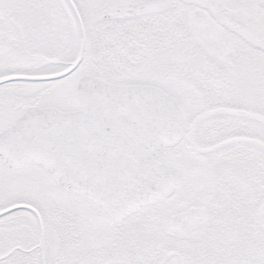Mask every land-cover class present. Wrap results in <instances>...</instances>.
Listing matches in <instances>:
<instances>
[{"label":"flooded vegetation","instance_id":"1","mask_svg":"<svg viewBox=\"0 0 264 264\" xmlns=\"http://www.w3.org/2000/svg\"><path fill=\"white\" fill-rule=\"evenodd\" d=\"M148 5L153 9L135 15ZM72 6L83 23L86 43L82 62L70 75L84 67L85 56L92 47L88 23H120L123 40L137 44L146 37L154 54L158 53L160 46L168 53L169 50L173 52L177 40L185 55L183 70L186 77L181 82L182 91L178 92V96L185 102L197 103L199 107V115L194 116L195 120L184 136L188 139L187 145L195 152L208 150V154L229 144H264L247 134L205 146L210 138L196 135L201 118L220 115L237 116L264 125V0H0V78L48 75L59 72L63 66V69L70 67L78 57L80 47L77 18ZM177 18L182 20L177 21ZM75 54L77 56L74 57ZM171 62L161 63L169 66ZM50 82L17 79L0 84V101L10 99L15 104V100H23L26 105L21 114L26 107L37 105L26 98L42 93L44 84ZM12 95L16 96L15 99ZM19 103L17 101L16 105ZM11 112L0 109V117ZM202 135H206L205 132ZM170 168L174 188L164 202L170 212L166 220L167 228L171 217L189 208H199L198 221L195 225L189 222L188 226L194 235L198 229H203L202 237L175 241L201 242L212 226L210 232H216L214 238L209 237L205 241L215 248L216 255L207 259L206 253L211 250L199 249L196 257L187 256L191 258L188 261L184 259L185 250L181 253L174 249L169 258H178L179 264H264L262 255L253 254L251 240L235 238L237 233L234 230L243 225L250 211L249 206H252L246 201L247 207L244 208L242 202L251 199V194L239 191L238 187L234 191L224 190L222 181L212 186L203 164L194 158L174 160ZM5 171L0 168V177L8 181H12L11 177L20 178L14 173L36 180L40 172L48 178L42 169L33 165L25 170ZM148 212L138 216L137 224L138 221L153 219L158 222L162 217L161 211ZM104 221L106 225L102 222L99 227L100 237L108 236L112 231L111 224L106 219ZM184 224L173 222L172 228L179 229ZM10 250L17 251V248L11 246L0 255V264L12 262ZM224 250L227 253L224 254ZM22 256L24 264H35L30 254ZM45 260L48 264L47 256Z\"/></svg>","mask_w":264,"mask_h":264},{"label":"rangeland","instance_id":"2","mask_svg":"<svg viewBox=\"0 0 264 264\" xmlns=\"http://www.w3.org/2000/svg\"><path fill=\"white\" fill-rule=\"evenodd\" d=\"M179 20L182 18H177V21ZM87 25L92 33V47L85 56L84 67L68 77L44 84L46 86L43 87L42 93H35L26 99L35 101L40 107L54 106L64 111L72 110L74 84L76 79L84 74L102 77L113 83L151 84L180 100L188 133L192 121L195 120L194 116L199 115V107L197 103L185 102L178 96V92L182 91L181 82L186 78L183 70L185 55L181 43L175 41V50H169L171 54L161 46L158 53L154 54L148 47L150 44L145 32V38L141 39L142 44H135L131 43V40H123L120 23L101 22ZM162 61L172 62L168 66L162 65ZM14 97L16 96L12 95V98ZM17 101L21 103L16 105ZM12 102L10 99L0 101V109L12 111L9 115L0 117V129L8 125L26 105L22 103L23 100H15V104ZM245 131L248 132L242 133ZM204 132L206 135H202ZM247 134L264 143V125L237 116L201 118L196 129L197 136L210 138L205 146ZM187 143L188 139L184 138L179 145L167 150L168 165H173L174 160L187 161L194 158L203 164L210 175L212 186L222 181L224 190L234 191L238 187L239 191L251 194V199L244 200L242 207L246 208L248 201L252 209L249 206L250 211L245 217L247 219L234 230L237 233L235 238L251 240L254 244L251 247L253 254L262 255L260 257L264 259V230L257 219L258 209L264 201V149L239 143L229 144L214 153L205 154L195 152ZM0 168L5 171L1 164ZM14 174L20 178L11 177L12 181H8L0 177V211L15 204H27L40 212L44 223L48 264H179L178 258H168V254L174 249L180 250L181 253L185 250L184 259L188 261L191 258L187 256L196 257L199 249L211 250L206 253L207 259H213L212 256L216 255L215 248H211V244H206L205 241L209 237L214 238L216 232H210L212 226L207 229L201 242H179L165 236L166 220L170 214L167 203L144 207L137 214L111 225L110 235L100 237L99 227L105 221L91 202L69 196L56 187L44 173L38 172L36 180ZM23 175L29 176L28 173ZM239 200L240 198L236 201ZM146 211H161L162 217H159L158 222L153 219L154 221H138L137 224L138 216ZM37 241V225L29 212L17 210L0 217V255L5 254L11 246L17 248V251L10 250V254H13L10 264L26 263L22 254H30L37 264ZM223 253L227 251L224 250Z\"/></svg>","mask_w":264,"mask_h":264},{"label":"water","instance_id":"3","mask_svg":"<svg viewBox=\"0 0 264 264\" xmlns=\"http://www.w3.org/2000/svg\"><path fill=\"white\" fill-rule=\"evenodd\" d=\"M153 6L135 12L150 11ZM77 16V12L75 11ZM78 18V16H77ZM68 70L46 77L56 79ZM18 77L0 79V83ZM77 108L59 112L30 107L16 125L0 133V160L11 170L28 163L46 169L66 192L92 200L115 223L142 206L164 201L173 180L166 166L165 150L183 136L184 115L175 99L153 86H123L85 75L76 85ZM27 209L36 218L40 264H44L43 225L38 212L28 205H14L0 216ZM199 210L173 217L167 235L188 238V226L174 229L173 222H196Z\"/></svg>","mask_w":264,"mask_h":264},{"label":"bare ground","instance_id":"4","mask_svg":"<svg viewBox=\"0 0 264 264\" xmlns=\"http://www.w3.org/2000/svg\"><path fill=\"white\" fill-rule=\"evenodd\" d=\"M28 166H30V165H27L26 167H28ZM26 167H24V169H25Z\"/></svg>","mask_w":264,"mask_h":264}]
</instances>
